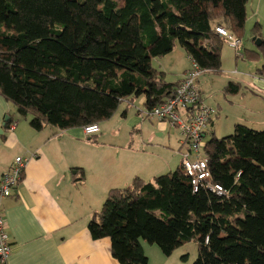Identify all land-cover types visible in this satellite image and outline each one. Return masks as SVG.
<instances>
[{"label": "trees", "instance_id": "trees-1", "mask_svg": "<svg viewBox=\"0 0 264 264\" xmlns=\"http://www.w3.org/2000/svg\"><path fill=\"white\" fill-rule=\"evenodd\" d=\"M248 1L0 0V95L37 132L100 125L140 97L151 110L182 82H168L153 60L179 44L201 69L219 73L216 28L243 41ZM256 76L264 79V68ZM241 89L230 81L225 94ZM202 156L223 195L194 192L182 164L152 182L135 177L93 214L92 239H110L119 264H149L142 240L167 257L196 240L193 264H264V131L238 124L217 138L213 130Z\"/></svg>", "mask_w": 264, "mask_h": 264}, {"label": "crops", "instance_id": "crops-1", "mask_svg": "<svg viewBox=\"0 0 264 264\" xmlns=\"http://www.w3.org/2000/svg\"><path fill=\"white\" fill-rule=\"evenodd\" d=\"M160 66V71L166 74L165 65L160 63ZM191 68L192 64L180 80ZM201 79L199 89L204 101ZM241 81L237 82L244 85ZM252 83V92L264 97V79L255 76ZM11 105L0 95V178L15 158L26 157L30 161L14 194L1 200L12 244V253L5 264H119L111 254L110 239H92L89 222L95 212L102 210L110 190L129 186L135 177L152 182L173 172L170 157L164 159L162 154L149 150L143 138L139 145L134 136L151 128V123L156 125L157 132L167 131L169 125L144 117L141 111L146 109L145 97L132 104L125 103L121 115L116 117L121 127L114 140H108L105 135L98 138L104 130L102 124L100 133L91 137L83 129L58 131L47 127L37 132L27 118L15 122ZM119 110L120 107L113 117ZM251 111L257 114V120L264 122V110ZM10 117L16 123L13 131L4 125ZM218 117L216 113L206 138L215 131ZM184 152L181 138L176 152L181 164ZM142 246L146 255H153L162 263L165 257L154 245L142 243Z\"/></svg>", "mask_w": 264, "mask_h": 264}, {"label": "rangeland", "instance_id": "rangeland-1", "mask_svg": "<svg viewBox=\"0 0 264 264\" xmlns=\"http://www.w3.org/2000/svg\"><path fill=\"white\" fill-rule=\"evenodd\" d=\"M117 1L123 2V0ZM247 16L248 19L242 41L243 46L239 50H236L227 43H224L221 53V71L219 73H208L209 76L202 77L201 79V83L204 87L203 98L205 103L215 109L216 113L219 114L215 127L217 138L231 136L237 124H249V127L255 128L256 130H263L262 128H264V125H262L264 122L257 120V114L254 112L258 110L263 112L264 97L252 92L254 89L252 78L257 75L259 70L264 68V48L259 47L257 41H255V38L264 41V0H249L247 5ZM247 51L255 52L258 57L256 59L253 57H246V59H244L241 55H245ZM157 59L158 60H154L153 62L154 68L161 70L160 63L164 64L167 72L166 80L170 83L179 81L183 72L192 64L186 51L179 44L170 54ZM238 80L245 82L244 85L243 83L241 84L242 89L239 95L234 96L225 94L227 84L230 81L237 82ZM260 98H262V100ZM11 107L16 123L20 119L25 120L24 117L16 112L14 106L11 105ZM124 108L125 103L123 102L120 105L117 116L101 123L104 130L98 138L105 135L108 140L115 139L114 135L117 133V129L121 127V124L117 123L116 117L121 115V111H123ZM251 110H253L254 114ZM27 119L28 121L30 120V118ZM156 121L157 120L154 122L156 123ZM146 123L150 124L149 121ZM105 127H109L107 131H105ZM149 127L151 128H148L147 131L143 130L142 134L138 135V133H134V136L137 137V141H139V145L142 144L141 140L143 138L146 145H149V150L162 154L164 159L166 156L168 158L170 157V166L173 168L172 170L175 171L181 164V157L176 154L182 138L181 131L176 127L169 126L167 131L157 132L155 131L156 125H152V123ZM121 132V139L124 140V130ZM160 133H162V135H160ZM207 139L209 140L210 136L207 137ZM185 150L187 149L185 148ZM156 214L159 215L158 212ZM142 242L146 243L143 240ZM154 246L155 249L161 253L160 248L157 245ZM198 250V242L194 240L176 249L171 256L167 257L164 255L163 257L165 258L162 263L153 255H150V257L147 255V257L149 259V264H193L197 260Z\"/></svg>", "mask_w": 264, "mask_h": 264}, {"label": "built area", "instance_id": "built-area-1", "mask_svg": "<svg viewBox=\"0 0 264 264\" xmlns=\"http://www.w3.org/2000/svg\"><path fill=\"white\" fill-rule=\"evenodd\" d=\"M216 31L221 35L224 43L236 50L241 48L242 41L226 29L217 27ZM208 73L209 71L201 69L192 61V68L185 73L174 97L151 110L146 108L141 112L146 118L156 119L181 131L182 147L187 149L182 153V166L191 180L194 192L206 188L218 195H223L222 186L209 183L210 172L202 156L206 146V133L216 115L215 109L203 101L199 89L200 78ZM15 127L16 123L13 122L10 130L13 131ZM83 131L86 136L91 137L100 133V127L98 124H93L84 127ZM29 161L30 159L26 157L15 158L10 169L0 178V261L2 264H5L10 257L12 244L7 232L1 200L14 194Z\"/></svg>", "mask_w": 264, "mask_h": 264}, {"label": "water", "instance_id": "water-1", "mask_svg": "<svg viewBox=\"0 0 264 264\" xmlns=\"http://www.w3.org/2000/svg\"><path fill=\"white\" fill-rule=\"evenodd\" d=\"M257 44H260V41H258ZM7 121H8V119L6 118V119H5V122H4V125L6 124ZM0 134H2V131H0Z\"/></svg>", "mask_w": 264, "mask_h": 264}]
</instances>
